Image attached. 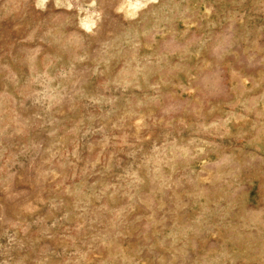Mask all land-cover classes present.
<instances>
[{
    "label": "rangeland",
    "instance_id": "1",
    "mask_svg": "<svg viewBox=\"0 0 264 264\" xmlns=\"http://www.w3.org/2000/svg\"><path fill=\"white\" fill-rule=\"evenodd\" d=\"M0 264H264V0H0Z\"/></svg>",
    "mask_w": 264,
    "mask_h": 264
}]
</instances>
